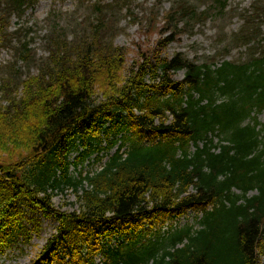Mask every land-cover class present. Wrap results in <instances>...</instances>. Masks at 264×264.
Wrapping results in <instances>:
<instances>
[{
	"label": "trees",
	"instance_id": "obj_1",
	"mask_svg": "<svg viewBox=\"0 0 264 264\" xmlns=\"http://www.w3.org/2000/svg\"><path fill=\"white\" fill-rule=\"evenodd\" d=\"M130 1L90 4L72 35L52 14L46 57L32 49L34 27L21 26L16 45L6 40L13 61L0 69V255L31 243L29 209L58 224L32 264H93L94 252L103 264H264V126L255 117L264 112V0L242 13L226 49L247 47V61L163 56L196 25L230 14V0H180L164 16L160 4L144 10L138 19L146 37L159 36L157 48L127 70L129 51L114 39L117 5ZM38 2L0 0V47L10 19ZM102 152L100 171L70 174ZM66 188L77 197L72 213L54 205ZM189 211L201 213L197 228L171 226L154 240L138 233L111 247L143 223Z\"/></svg>",
	"mask_w": 264,
	"mask_h": 264
},
{
	"label": "rangeland",
	"instance_id": "obj_2",
	"mask_svg": "<svg viewBox=\"0 0 264 264\" xmlns=\"http://www.w3.org/2000/svg\"><path fill=\"white\" fill-rule=\"evenodd\" d=\"M100 1L102 5H109L113 0H39L33 7L27 10L22 19L13 16L8 22L5 30L3 31L4 44L0 47V69L4 70V66L13 61L12 43L16 45L18 42L15 36L16 31L21 27H34V32L29 38L34 39L32 49L37 53V58L46 57L47 54L43 49L42 38L46 34L48 24H50V16L56 14L60 25L68 28V32L72 35L75 30L76 22L82 23L91 14L90 4ZM180 0H131L129 3L121 2L117 6L121 7L118 11L119 23L117 24V36L114 43L117 47L128 49L126 69L129 70L137 65L140 57V52L150 47L157 48L155 44L159 39L156 34L152 37H146V29L140 23H136L139 19H144V10H151L157 4L162 7V15H164L174 3ZM255 0H230L229 8L230 14L221 18L208 20L206 22L196 25L189 33L181 35L176 41L170 44L161 53L163 56L172 58L177 53H182L190 60L205 63L209 58L224 55L223 59L228 61H243L247 60L251 54L248 48L243 45L234 46L228 49L233 43V35L240 32L244 25L242 13L245 10H251ZM130 4L131 6H127ZM201 10L205 8L204 5ZM132 10L131 17L123 8ZM234 12V16L231 12ZM253 11V9H252ZM133 17H137L134 19ZM262 32L264 35V22L262 24ZM6 40H12L11 46H6ZM150 44L145 46L144 44ZM218 56V55H217ZM222 57H219L220 61ZM38 71L32 69V74L37 75ZM2 76L0 72V77ZM184 72H179L176 75V80H183ZM1 99V95H0ZM258 121L264 126V112L257 115ZM122 135L116 137L111 136L110 140L118 141L115 147L109 152L113 155L119 148ZM148 141H144L147 143ZM217 142V140H216ZM107 142L104 146H107ZM124 148L123 150H125ZM77 154L70 158L73 162ZM98 157H104L106 161V153L102 152L94 155L90 160H86L82 165L71 167L70 174L79 178L82 173L85 176L87 173H94L101 170L102 164L94 162ZM54 205L57 209L64 213H72L78 209L77 197L72 189H65L64 192H59L54 199ZM26 223L31 231V243L23 246V250L14 249L9 251L6 255H0V264H32L37 259L41 251L46 246L49 239L56 233L57 222L51 218H45L40 212L32 213L29 209H24ZM201 213L198 211H189L186 215L181 217H169L166 220H154L151 222L143 223L138 231L125 233L124 236L113 238L110 243L111 247H116L120 243L129 244V241H137L138 233L145 234L146 239H155L156 234L166 236V232L172 226L174 229L177 227H184L186 225H193L196 227L197 221L200 220ZM197 228V227H196ZM136 234V235H135ZM145 241V240H142ZM93 264H103L104 257L101 253L94 252L92 255ZM87 261V260H86ZM68 264H77L67 260ZM153 264V263H151Z\"/></svg>",
	"mask_w": 264,
	"mask_h": 264
}]
</instances>
